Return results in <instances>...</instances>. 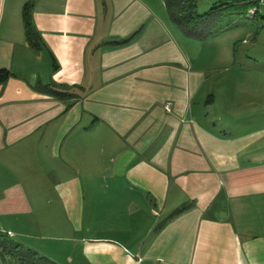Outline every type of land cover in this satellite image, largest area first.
Segmentation results:
<instances>
[{
  "label": "crops",
  "instance_id": "crops-1",
  "mask_svg": "<svg viewBox=\"0 0 264 264\" xmlns=\"http://www.w3.org/2000/svg\"><path fill=\"white\" fill-rule=\"evenodd\" d=\"M211 35L164 0H0V230L57 264H264V55Z\"/></svg>",
  "mask_w": 264,
  "mask_h": 264
},
{
  "label": "trees",
  "instance_id": "trees-1",
  "mask_svg": "<svg viewBox=\"0 0 264 264\" xmlns=\"http://www.w3.org/2000/svg\"><path fill=\"white\" fill-rule=\"evenodd\" d=\"M166 10L171 21L187 36L204 38L215 32L219 18L225 13L233 11H244L248 14L251 8L255 11L250 16H255L258 12L259 0H220L215 2L207 11L198 12L196 0H164ZM31 1H26L22 8L25 35L27 40L34 45H38L36 34L38 33L31 21ZM10 75V70L0 68V82L6 80ZM36 87L42 91L57 95L59 97H69L75 93L66 86L53 81L48 83H38ZM182 209V208H180ZM8 232L0 230V254L9 253L17 256L20 264H57L50 258L39 254L35 250L24 248L18 242L12 243ZM10 244V245H9Z\"/></svg>",
  "mask_w": 264,
  "mask_h": 264
},
{
  "label": "rangeland",
  "instance_id": "rangeland-1",
  "mask_svg": "<svg viewBox=\"0 0 264 264\" xmlns=\"http://www.w3.org/2000/svg\"><path fill=\"white\" fill-rule=\"evenodd\" d=\"M218 1L220 0H196L197 10L200 13L207 11L215 2ZM257 7L258 12L255 16H250L244 11L224 13L218 20L215 32L212 33L213 36L219 34V36H221L219 39L226 37H231L234 41L237 39L234 42V45H236L238 49V62H240V59L245 62H250L249 60L247 61V57L252 55L254 56L255 54L259 56L264 55V31H262L261 37H259V43L254 44V40L251 39L252 35L256 36L257 31L264 29V2L258 3ZM243 36L246 37V39H249V41L239 42L238 39ZM15 240L16 239L14 238L12 243H14ZM0 264L20 263L16 255L3 253L0 254Z\"/></svg>",
  "mask_w": 264,
  "mask_h": 264
},
{
  "label": "built area",
  "instance_id": "built-area-1",
  "mask_svg": "<svg viewBox=\"0 0 264 264\" xmlns=\"http://www.w3.org/2000/svg\"><path fill=\"white\" fill-rule=\"evenodd\" d=\"M259 1L264 2V0H259ZM254 11H255V8H251V9L248 11V15H252V14L254 13ZM166 109L169 111V110H170V107L167 106ZM8 233H10V232H8Z\"/></svg>",
  "mask_w": 264,
  "mask_h": 264
}]
</instances>
